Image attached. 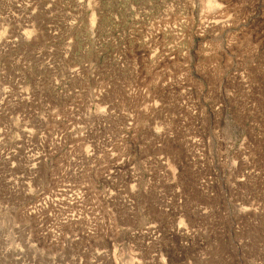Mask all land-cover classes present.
Listing matches in <instances>:
<instances>
[{
  "label": "rangeland",
  "instance_id": "rangeland-1",
  "mask_svg": "<svg viewBox=\"0 0 264 264\" xmlns=\"http://www.w3.org/2000/svg\"><path fill=\"white\" fill-rule=\"evenodd\" d=\"M0 264H264V0H0Z\"/></svg>",
  "mask_w": 264,
  "mask_h": 264
}]
</instances>
